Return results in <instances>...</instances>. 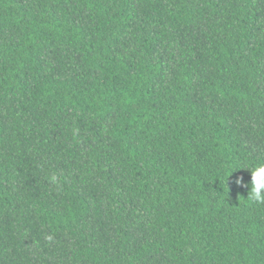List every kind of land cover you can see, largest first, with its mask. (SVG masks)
I'll return each instance as SVG.
<instances>
[{
    "label": "trees",
    "instance_id": "1",
    "mask_svg": "<svg viewBox=\"0 0 264 264\" xmlns=\"http://www.w3.org/2000/svg\"><path fill=\"white\" fill-rule=\"evenodd\" d=\"M262 162L264 0H0V264H264Z\"/></svg>",
    "mask_w": 264,
    "mask_h": 264
},
{
    "label": "clouds",
    "instance_id": "2",
    "mask_svg": "<svg viewBox=\"0 0 264 264\" xmlns=\"http://www.w3.org/2000/svg\"><path fill=\"white\" fill-rule=\"evenodd\" d=\"M248 170L251 173V185L247 200L257 204H264V162L259 163ZM48 181L49 183L56 185L57 188H60L64 183V178L53 173L48 177ZM236 184L242 185V178H238ZM48 239L51 240L52 237L49 236Z\"/></svg>",
    "mask_w": 264,
    "mask_h": 264
}]
</instances>
